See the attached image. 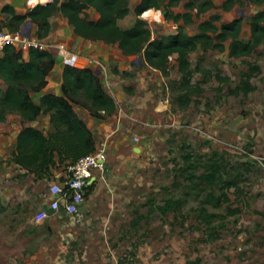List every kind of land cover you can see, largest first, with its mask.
Wrapping results in <instances>:
<instances>
[{"label":"rangeland","instance_id":"374dc122","mask_svg":"<svg viewBox=\"0 0 264 264\" xmlns=\"http://www.w3.org/2000/svg\"><path fill=\"white\" fill-rule=\"evenodd\" d=\"M17 1L29 9L40 2ZM188 1L169 5L170 0H160L159 8L140 15L152 30L151 40L168 41L180 25L187 35L198 34L205 20L213 21L219 32L224 23L239 17L238 37L247 40L252 36L254 15L264 10V2L238 0L227 10L225 0H211V6L199 11L198 4L206 0H194L196 5L191 8L186 6ZM7 2L12 0H0V23L18 30L29 19L13 29L10 13L3 10ZM139 2L130 0V12L118 20L122 27L136 23ZM165 10L180 14L179 19L166 16ZM87 11L90 18L100 17L95 8ZM185 12L193 14V21L184 19ZM51 22L52 29L44 37L39 36L37 23H29L32 36L57 57L48 77L57 79L60 68L67 65L56 50L59 43L83 53L84 61L79 63V57L75 66L99 69L104 83L109 77L117 78L116 84L124 92L118 99L122 107L118 119L108 117L105 126L114 133L110 140H126L130 134L145 148L141 146L133 173L119 179L117 197L100 200V206L114 208L113 214H84L82 221L72 222L69 217L55 225L46 219L38 222L39 210H34L26 197L36 189L46 195L52 181L38 185L33 176L18 171L13 125L22 129L28 119L15 107H1L0 101L6 116L0 120V264H264V42L242 56L231 54L232 36L225 41L224 50L198 43L188 52V74L181 70L177 53L169 58L165 73L150 65L143 52L125 55L118 43L78 36L61 11ZM218 32L209 31L214 42ZM14 46L28 60L27 42ZM3 54L1 50L0 57ZM246 73L251 74L255 86L248 93L237 90ZM3 80L0 76V88L5 90ZM44 89L32 93L35 101ZM99 141L97 148L105 147L108 155L106 171L113 168L117 174L113 162L124 159L116 154L119 145L101 144L97 137ZM186 152L203 156L204 162L215 154L222 161L221 178L213 185L199 180L200 185L193 187L190 174H201L203 165L188 167ZM232 180L235 183L227 185ZM211 191L220 198L219 204L207 201ZM168 198H181L183 203L163 214L158 206ZM203 208L217 214L213 221H207Z\"/></svg>","mask_w":264,"mask_h":264},{"label":"trees","instance_id":"16d2710c","mask_svg":"<svg viewBox=\"0 0 264 264\" xmlns=\"http://www.w3.org/2000/svg\"><path fill=\"white\" fill-rule=\"evenodd\" d=\"M178 0H170L169 5ZM241 1V0H239ZM255 3H263L264 0H251ZM238 0H225L224 8L231 9ZM213 3L211 0L201 2L199 11L205 10ZM196 4L194 0L186 3L191 8ZM160 0H140L135 7L138 15L136 23L130 28H124L119 23V18L128 15L130 12V0H51L43 3L39 2L25 13H19L12 4H6L3 10L10 13V21L14 25L13 29H18L21 24L29 19L38 24L39 36L44 37L52 29L51 17L58 11L63 12L73 25L76 34L86 39L103 40L109 43H118L125 54H138L143 52L146 61L157 68L168 73V60L177 53L181 70L189 73L190 61L188 52L195 49L198 43H202L205 48L215 47L219 50L226 48L225 41L232 36L230 42V52L235 56L248 55L264 42V10L254 15L252 20V36L247 40L238 37L241 29L242 18L224 23L218 32L217 25L211 20L200 23L201 32L195 35H187L183 31L182 25L179 31L171 35V39L151 40L152 30L148 26V21L140 16L149 8H159ZM88 8H95L99 13L98 19L90 18ZM166 16L179 19L180 14L165 10ZM187 22L193 21V14L185 12L183 14ZM218 32L217 42L209 31ZM56 58L48 48L39 46L30 47V58L23 59L22 54L15 46L10 45L4 49V54L0 57V76L7 83V88H0L1 107H15L23 111L28 120L36 119L41 113H50L51 129L45 133L35 126L25 127L18 136L15 145V160L31 173L35 172L39 178L45 172L50 171L52 165L60 162H75L84 154L93 152L97 148V141L94 132L87 126L85 121L74 109V104L78 103L87 107L96 117L103 118L105 114H112L116 109L115 98L105 89L104 84L96 70L92 67H78L67 64L63 72V93H44L40 97V102H36L32 96L33 92L41 91L48 84V74L53 69ZM258 70L261 68L255 66ZM247 78L244 84L237 87L248 93L255 86L251 82V74L246 73ZM184 79L189 82L187 76ZM105 110V114L102 112ZM6 118L3 108H0V120ZM216 153V152H215ZM185 161L188 167L198 169L203 167V172L196 176L190 174L191 185H200L199 180L213 185L221 178L223 173L222 161L214 155L202 161L203 156L186 152ZM194 183V184H193ZM227 185L235 182L228 181ZM90 184L86 195L92 189ZM223 195L226 196V193ZM207 201L220 203V198L216 199L211 191L207 196ZM205 199V202H206ZM183 199L168 198L164 204L158 208L163 214L179 208ZM2 204L0 196V205ZM207 221L211 222L217 216L216 213L209 212L207 208L202 209ZM142 217V216H140Z\"/></svg>","mask_w":264,"mask_h":264},{"label":"crops","instance_id":"0c3cea01","mask_svg":"<svg viewBox=\"0 0 264 264\" xmlns=\"http://www.w3.org/2000/svg\"><path fill=\"white\" fill-rule=\"evenodd\" d=\"M49 1H51V0H45V1H40V2L46 3ZM29 2H30V0H29ZM16 3H15V0H12V2H7L6 4H12L14 6L15 10L19 13H25L29 10V8H25V4H20L19 1H17ZM149 9H151V8H149ZM0 26L5 27L1 23H0ZM73 30H74V28H73ZM78 36H80V35H78ZM80 37H83V36H80ZM121 51H122V49H121ZM77 53L80 54L79 63L83 62L85 55L81 52H77ZM123 54H124V52H123ZM88 55H92L93 57H95L94 54H88ZM125 55H130V54H125ZM29 58H30V49L28 52V59ZM55 58L57 60L56 56H55ZM95 70H97V69H95ZM59 72H60V76L57 79H55L53 76L48 77V84L45 87L42 94L49 93V92L55 93V94H62L63 93L64 66H63V68H60ZM116 80H117V78H110L109 77L108 82L106 83V81H105V83H104V81L101 79L102 83L104 84L105 89L116 100V109L112 114H108V113L105 114L104 113L105 116L103 118L96 117L95 115H93L90 112V110L87 107H85V106L83 107V105L81 106V104H78V103L74 104V109L76 110L78 115L85 121L87 126L94 132V136L96 138V141H97V137H99V140H102L101 144L105 143V144H108V145L113 146V147L115 144H118L119 146L116 147L117 148L116 154H118L119 156L123 155V157H124V159L119 160L117 158L118 155L114 156L115 159L119 160V161L116 160L115 162H113L117 166V167H115V169H118L117 174L113 173V168H111V170H110L111 172L108 170L106 171V168H105L106 164H105L103 169H99L95 172L96 179L92 183L93 187L89 191V193L85 196L84 201L81 202V204L79 206V211H78L79 213L86 214L87 216H92L93 214H95V215L96 214L105 215V214H109V213L113 214L114 208L113 207L105 208V207L100 206L102 204V202L100 200L101 199L104 200V199L109 198V197H111L110 200H112V197L113 198L117 197L119 189H120L118 185L120 183H122V181L119 179L121 177H126V175L128 173L132 172L131 170H133L132 168L134 167V164L136 162H139L138 159H140V156H141L140 155L141 152L134 151V146H138L139 144H136L131 139L130 134H128V137L126 138V140L118 137L117 140L119 139V141L117 142V140H116V142H113L110 140V137H112V135L114 133L109 132L105 128V126L107 124H109V121H110V119H108V117L114 116V118L118 119V113H119L118 111L120 109H122L118 99H120V100L122 99L124 92L122 90H120V86L116 84ZM36 102H40V100H38ZM42 115L38 116L34 120L25 121L24 127H22V129L19 128L18 126L16 127L17 129L14 128L17 124L13 125V129H14L13 131L14 132H12V134H14V137H16V138H14L16 143H17V139H18L19 134L27 126H35L39 129H41L42 131H44L45 133H48V131L51 129V126H52L51 115H50V113H42ZM143 122H145V121H143ZM132 126H135V125L132 124ZM121 128H122V126H121ZM121 128H119V129H121ZM110 131H113V129H110ZM102 135H104L105 138L102 139L101 138ZM100 142L101 141H99L97 144H99ZM140 145L144 147V145H142V144H140ZM144 153H142V155ZM107 162H108V159H107L106 163ZM113 163H112V165L114 167ZM15 166H18L17 169L21 174H25V173L27 174L28 173L29 176H33V178L36 180V182H38L37 183L38 185H40V183L50 184L51 181L52 182H56V181H62L63 182L66 179L67 174H68L67 162H60L59 158L57 160V163L55 165L51 166L50 171L45 172L39 178L36 176L35 172L31 173L30 171H28L27 168L23 167L20 163H17ZM132 175H134V174H132ZM37 190L38 189H36L35 193H32L31 196L29 195L26 197V198L31 199V201H32L31 207H33L34 210H40L43 207V205L45 204V202L49 201V197H50L49 188L47 189L46 195H44L43 192H37ZM41 194H42V196H41ZM0 196H1V193H0ZM1 200H2V196H1ZM64 218H69V216L67 215V211L63 207L60 209V211H58L56 213L52 212L48 217H46L44 219L48 220L51 225H55V224H59L58 222H61V220ZM35 220H36V218H35Z\"/></svg>","mask_w":264,"mask_h":264},{"label":"built area","instance_id":"2783aa9c","mask_svg":"<svg viewBox=\"0 0 264 264\" xmlns=\"http://www.w3.org/2000/svg\"><path fill=\"white\" fill-rule=\"evenodd\" d=\"M29 23L26 22L20 29L14 31L0 26V50L4 51L7 46H14L18 42H27L30 47L35 45L42 48L43 42H38L32 36ZM56 50L63 56L67 64L75 65L79 60L80 55L68 50L64 43H59ZM102 112L105 113V110ZM136 140H139L138 136ZM107 159L106 148H96L93 152L82 155L67 166L68 174L63 182H51L49 195L54 197L49 200L48 204L54 209V213L63 207L72 214L79 213V206L85 199L89 185L93 183L91 180L95 177V172L104 168ZM62 200H65V205H63ZM49 215L42 207L36 215V220L41 221Z\"/></svg>","mask_w":264,"mask_h":264},{"label":"water","instance_id":"95a60500","mask_svg":"<svg viewBox=\"0 0 264 264\" xmlns=\"http://www.w3.org/2000/svg\"><path fill=\"white\" fill-rule=\"evenodd\" d=\"M27 22L32 23L31 20H28ZM143 56V54H141V57ZM96 73L99 74V71L96 70ZM135 151L137 152H141L142 151V147L141 146H134ZM96 179V177H93L91 182H93ZM54 196H50L49 200H52ZM49 201L45 202V204L43 205V208L47 211V213L51 214L52 212H54V209L52 207H50V205L48 204ZM63 205H65V200H62ZM67 215L73 220L72 222H74L75 220L78 221H82V219L84 218V214L83 213H76V214H72L70 212H67Z\"/></svg>","mask_w":264,"mask_h":264},{"label":"bare ground","instance_id":"6f19581e","mask_svg":"<svg viewBox=\"0 0 264 264\" xmlns=\"http://www.w3.org/2000/svg\"><path fill=\"white\" fill-rule=\"evenodd\" d=\"M38 1H45V0H30L29 3H33V4H34V3L38 2ZM158 16H160V14H158L157 17H158Z\"/></svg>","mask_w":264,"mask_h":264}]
</instances>
